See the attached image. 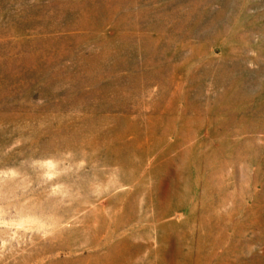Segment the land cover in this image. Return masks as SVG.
<instances>
[{
  "label": "rangeland",
  "instance_id": "obj_1",
  "mask_svg": "<svg viewBox=\"0 0 264 264\" xmlns=\"http://www.w3.org/2000/svg\"><path fill=\"white\" fill-rule=\"evenodd\" d=\"M0 264H264V0H0Z\"/></svg>",
  "mask_w": 264,
  "mask_h": 264
}]
</instances>
